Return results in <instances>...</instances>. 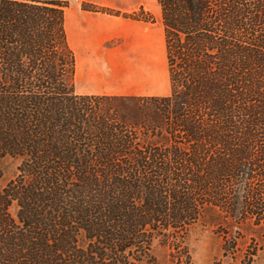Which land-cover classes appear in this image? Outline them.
Segmentation results:
<instances>
[{
  "label": "trees",
  "instance_id": "16d2710c",
  "mask_svg": "<svg viewBox=\"0 0 264 264\" xmlns=\"http://www.w3.org/2000/svg\"><path fill=\"white\" fill-rule=\"evenodd\" d=\"M154 1L169 94L119 97L75 94L66 1L0 0V159L20 160L0 264H137L198 222L264 234V0Z\"/></svg>",
  "mask_w": 264,
  "mask_h": 264
},
{
  "label": "rangeland",
  "instance_id": "374dc122",
  "mask_svg": "<svg viewBox=\"0 0 264 264\" xmlns=\"http://www.w3.org/2000/svg\"><path fill=\"white\" fill-rule=\"evenodd\" d=\"M69 3V0H64ZM83 10L91 12L109 11L113 16L143 20L155 23L156 15L153 8L150 13L121 12L106 6L82 4ZM88 8H95L88 10ZM105 13V12H104ZM160 28V29H158ZM69 23L70 37L73 38ZM113 45L119 48L120 53H126L128 60L133 64L127 70L129 74L123 76V86L133 88L138 96H166L169 94L166 52L162 27L153 26L150 32L125 33L114 40ZM83 67L77 63V74ZM76 94V93H75ZM123 97V96H119ZM129 115V113H127ZM20 164L18 158L4 157L0 159V189L5 187L17 176ZM14 217L16 207L13 204L9 209ZM223 227H213L198 222L191 226L178 247L156 237L150 247L149 257L137 264H264V234H254L247 229L237 235L225 236Z\"/></svg>",
  "mask_w": 264,
  "mask_h": 264
},
{
  "label": "crops",
  "instance_id": "0c3cea01",
  "mask_svg": "<svg viewBox=\"0 0 264 264\" xmlns=\"http://www.w3.org/2000/svg\"><path fill=\"white\" fill-rule=\"evenodd\" d=\"M82 4L142 14H149L153 8L157 18L152 24L83 10ZM69 23L73 38L70 37ZM153 26L162 27L160 7L154 0H69L65 10V31L75 58V93L81 96H138L133 88L121 83L133 64L128 60L129 56L120 53L112 42L123 33L145 34ZM77 63L83 67L80 74H77Z\"/></svg>",
  "mask_w": 264,
  "mask_h": 264
}]
</instances>
